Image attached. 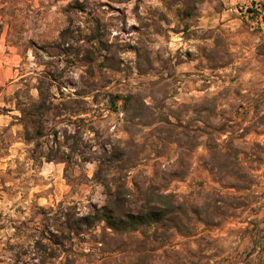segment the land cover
<instances>
[{"label": "rangeland", "instance_id": "374dc122", "mask_svg": "<svg viewBox=\"0 0 264 264\" xmlns=\"http://www.w3.org/2000/svg\"><path fill=\"white\" fill-rule=\"evenodd\" d=\"M0 2V264H150L154 243L170 264H259L264 2ZM214 49L232 64L212 71ZM227 132L239 159L215 150ZM120 193L131 213L173 196L174 220L73 229Z\"/></svg>", "mask_w": 264, "mask_h": 264}, {"label": "trees", "instance_id": "16d2710c", "mask_svg": "<svg viewBox=\"0 0 264 264\" xmlns=\"http://www.w3.org/2000/svg\"><path fill=\"white\" fill-rule=\"evenodd\" d=\"M5 1V0H4ZM1 5V2H0ZM5 8L0 9L1 12H4ZM250 14L252 13H256V11L254 10H248ZM11 26V24H10ZM3 28L2 26H0V36L2 34ZM215 32L220 33V35L218 34L217 37H224L225 34L222 33L219 29L216 30ZM214 33V32H213ZM218 38L216 39L214 45L215 47H218V42L217 41ZM217 52V51H216ZM215 52V49L210 52L207 56H206V60L208 61L209 65H210V69L212 71H216L219 69H224L226 68L228 65L232 64H216V65H212V63L216 60L215 55L217 54ZM216 53V54H215ZM39 93L40 96H43V91L40 89ZM22 114L24 116H26V111L22 110ZM25 128V132H26V139L29 140L31 139L32 136V132L29 129V127L27 125L24 126ZM225 131V130H223ZM220 133H225V132H220ZM231 137L230 140L226 143V151L223 152L224 150L217 147L215 150H219L220 154H223L224 156H231L233 158L239 159L238 157L240 156L239 152L237 153H233V149L231 144L234 142V140L236 139V137H234L233 133H230ZM244 138V137H241ZM235 155V156H233ZM242 164V163H241ZM218 171L220 172L221 168L219 166H217ZM123 194L120 193L118 194V196L116 197V200L114 201L112 207H104L100 212L97 211L95 214L93 215H89L86 217H82L80 219H78L75 223L73 222V229L75 231H82V230H90L93 227H95L97 224L101 223V222H106L110 228L116 232H134V231H138L143 227H148L151 226L153 224H159V223H163L164 225L167 222H170L174 219H171L169 215H172L173 213H175L176 210V205L177 203L174 201V197L173 196H163V195H159L156 196L155 199H152L148 202V204H146V206L144 208H142L140 211L136 212V213H131L130 211H126L125 210V200L123 199ZM154 203L155 205L158 204V206H151V203ZM261 222L260 221H256L255 222V232H257L259 234V227H260ZM173 227H175L176 229L179 228V226L174 225ZM264 239V238H263ZM254 251L258 254H260V258L261 261L259 264H264L262 263L263 258H264V241H255L254 242Z\"/></svg>", "mask_w": 264, "mask_h": 264}, {"label": "crops", "instance_id": "0c3cea01", "mask_svg": "<svg viewBox=\"0 0 264 264\" xmlns=\"http://www.w3.org/2000/svg\"><path fill=\"white\" fill-rule=\"evenodd\" d=\"M223 1H224L225 4L226 3L238 4L242 0H223ZM249 1H252V2L253 1H263L264 2V0H249ZM263 17H264V12H263V14H261V17L260 18L263 20L264 19ZM234 20L235 21H237V20L241 21V19H239V18H234ZM221 21L224 22V19L222 18ZM229 22H231V21H229ZM261 25L263 27V24H261ZM231 123H234V122L231 121ZM221 134H223V133H221ZM226 134H229L230 135L229 132H227ZM199 147L200 148H203V145L202 144L199 145L198 147H196V149H198ZM191 162L192 163L193 162L195 163V161L193 160V158H192ZM176 240L179 241V242H181L180 243V248H184L188 244V242L191 240V238H188V237H185V236H181V237L177 236L176 237ZM139 241H140L139 242V245L146 243L145 242L146 240H144V239H141ZM153 247H154V249L152 251L147 250L146 252H144L142 254L143 256L148 255V253L150 254V255H148L149 261L151 262L150 264H170L171 259H167V261H165V260L163 261L162 260V259H165L166 258L163 254L166 252V250L168 248L167 243H154V246ZM140 255L141 254H138L137 256L139 257Z\"/></svg>", "mask_w": 264, "mask_h": 264}]
</instances>
